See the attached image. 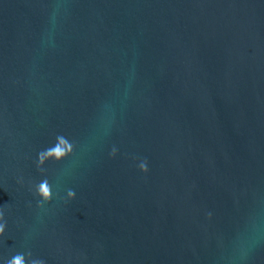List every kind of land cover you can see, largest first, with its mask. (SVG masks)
<instances>
[{
  "label": "water",
  "instance_id": "95a60500",
  "mask_svg": "<svg viewBox=\"0 0 264 264\" xmlns=\"http://www.w3.org/2000/svg\"><path fill=\"white\" fill-rule=\"evenodd\" d=\"M0 215V264H264V0H0Z\"/></svg>",
  "mask_w": 264,
  "mask_h": 264
},
{
  "label": "clouds",
  "instance_id": "9594fccd",
  "mask_svg": "<svg viewBox=\"0 0 264 264\" xmlns=\"http://www.w3.org/2000/svg\"><path fill=\"white\" fill-rule=\"evenodd\" d=\"M70 151H71V147L69 145H66L65 142L63 140H61L59 145H57L54 149L49 150L48 156H49V158L56 159L59 161V160L63 159L65 157V155L70 153ZM140 171L147 173L148 168H147L146 162H143L141 164ZM39 194L41 195V197L44 200H46V201L50 200V198H51L50 189H49V186L47 185L46 182L41 183ZM69 197L74 198V193L69 192ZM0 218H2V215H0ZM3 231H4L3 226H0V235L3 234ZM13 264H22V261L19 257H17L14 260Z\"/></svg>",
  "mask_w": 264,
  "mask_h": 264
}]
</instances>
